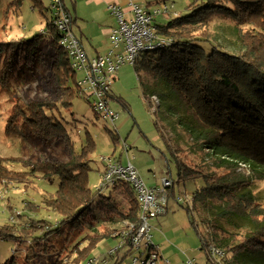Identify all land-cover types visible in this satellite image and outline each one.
<instances>
[{"label":"trees","instance_id":"trees-1","mask_svg":"<svg viewBox=\"0 0 264 264\" xmlns=\"http://www.w3.org/2000/svg\"><path fill=\"white\" fill-rule=\"evenodd\" d=\"M33 2L42 3L41 0ZM63 3L69 12L65 0ZM188 9V13L166 23H155L157 32L171 42L141 54L135 69L138 75L144 74V94L152 97L160 91L168 98L175 96L187 107L192 137L200 152H206L213 159L209 169L196 168L182 159L179 148L170 149L178 164V182L197 178L204 181L192 195L193 207H187L201 248L208 253L213 242L225 248L226 255L233 256L226 264L246 257L264 264L260 261L264 262V201L254 192L252 180L238 171L245 164L255 175L264 174V0H193ZM216 17L230 19L237 26L238 54L211 37L209 29ZM46 26L53 34L55 48L47 58H41L40 54L42 33L0 39V85L10 103L5 125L8 132L17 129L19 135L24 134L23 141L27 139L25 134L65 140L68 160H42L31 168L42 171L46 177H59L58 188L42 201L61 219L50 228L40 224V221L48 223L45 219L31 226L46 229L42 238V232L34 233V241L47 240L50 235L62 257H69V264H81L103 238L120 235L130 223L139 222V203L134 187L129 182L118 181L108 194L98 193L96 208L103 215L100 218L94 215L92 205L96 193L88 186L91 170L88 157L96 143L89 137L88 145L76 152L58 117L61 109L71 107L79 88L70 86L75 70L68 52L58 47L60 33L52 19L47 20ZM27 77L46 79V84L41 86L44 95L15 96L16 87ZM118 140L115 135L114 142ZM4 160L0 156V178L22 180L29 173L8 168ZM174 184L169 188V195L174 192ZM194 206L198 210L200 206L207 210L215 207L219 210L218 219H226L239 230L244 227L245 233L228 231L216 220L212 232L205 235L191 216ZM32 227L0 226V238L31 237ZM62 261L54 264H63ZM0 264L18 263L10 257Z\"/></svg>","mask_w":264,"mask_h":264},{"label":"rangeland","instance_id":"rangeland-1","mask_svg":"<svg viewBox=\"0 0 264 264\" xmlns=\"http://www.w3.org/2000/svg\"><path fill=\"white\" fill-rule=\"evenodd\" d=\"M41 1L40 5H35L33 0H0V39L33 37L42 33L40 54L41 58H47L55 50L52 46L53 34L46 26L47 20L54 17V11L51 8V0ZM192 2L193 0H165L158 3L157 0H143L141 6L155 8L167 4L170 11L155 17L157 23H166L177 15L188 13V6ZM65 4L74 13L72 1L65 0ZM107 14L114 17L109 12ZM95 24V21L85 22L83 19H78V24L75 22L73 24L76 34L81 35V30L86 33L83 38L84 46L90 55H94L91 54L92 45H97L93 41V36L87 38L91 36L87 32L94 34L95 38L100 40L99 31H104L100 24L98 28ZM209 30L216 43L238 54L239 32L234 22L216 17ZM143 53L145 52L141 54ZM116 73L111 85L110 101L113 111L119 113L115 122L106 120L94 110L89 102L93 100L89 92L77 91L71 107L58 112V117L76 152H80L83 146L88 145L89 137L96 143L88 157L91 160L88 186L96 193L92 205L94 215L99 218L103 215L96 208L99 198L97 187L102 183L108 159L124 164L130 161L148 186L158 187L163 178L170 177L175 184L174 192L168 197L167 210L150 219V234L154 243L158 245L157 264H166L167 261L170 264H187L189 259H194L197 264H214L208 253L201 248L200 237L190 224L191 219L187 211V207H193V203L187 202V198L204 185V181L202 178H197L178 182V164L170 151L179 148L178 152L182 159L196 168L204 166L209 169L213 161L206 152H200L192 137L187 107L175 96L168 98L160 91L155 95L157 99L160 98L157 105L148 93L144 94L142 82L145 81V77L141 72L138 75L134 64L125 63ZM83 77L82 71H75L70 86L77 89V84ZM42 84H46V79L31 80L27 77L16 87L14 94L26 98L42 96L44 95ZM49 90L53 96L52 88L49 87ZM6 97V91L0 85V156L5 158L3 163L8 168L29 173H26V177L22 180L0 178V226L10 224L21 229L24 226L32 227L31 224L36 225L38 220L45 219L48 223L40 221V224L48 228L54 227L61 216L48 209L42 200L44 196L58 188L60 179L58 176L46 177L42 171L31 168L42 160H68L70 157L68 148L63 138L46 139L25 134L27 139L23 141L24 134L19 135L17 129L8 132L5 118L9 114L10 103ZM115 135H118L119 140L114 142ZM212 169L216 168L212 167ZM238 171L243 173L245 178L249 177L252 180L254 192L264 201V174L255 175L252 168L245 164L240 165ZM109 191L110 185L106 186L102 193L108 194ZM180 197L184 200H179ZM198 208L194 206L191 216L197 220L198 229L205 235L212 232V224L216 223V220L228 231L239 230L231 226L226 219H218L216 212L218 213L219 210L215 207L208 210L203 206H200L201 210ZM31 229H33V232H30L31 237L0 238V262L13 257L18 264H54L58 260H63V264H69V257H62V252L52 243L53 238L50 235L46 237L47 240L41 239L44 237L45 228ZM239 231L241 234L245 233L244 227ZM34 233L40 234L41 238L34 241ZM122 240L121 235L103 238L92 248L81 264H143L142 260L146 254L141 255V253L144 247L138 249L126 243L117 249ZM70 257L72 258L73 255ZM135 258H138L137 262L134 261ZM232 258V254L228 253L222 263L226 264V260ZM233 261L234 264H260L258 260L248 257Z\"/></svg>","mask_w":264,"mask_h":264},{"label":"built area","instance_id":"built-area-1","mask_svg":"<svg viewBox=\"0 0 264 264\" xmlns=\"http://www.w3.org/2000/svg\"><path fill=\"white\" fill-rule=\"evenodd\" d=\"M133 16L125 17L122 7L118 4H110L111 14L117 17L118 25L112 27L109 32L110 50L98 56H89L81 39L74 33V18L64 8L63 0H51V8L54 11L52 21L60 33L58 47L68 52L71 66L75 71H82L84 77L78 82L81 93L89 92L93 97L91 102L94 110L106 120L115 122L119 113L113 111L110 106L111 85L116 78V72L125 63L135 64L142 52L153 51L170 44L171 40L157 32L155 17L168 13L169 6L150 8L141 6L131 1ZM154 102L159 105V99L152 96ZM118 181L129 182L136 192L139 203V222L130 223L121 232L123 240L117 249L126 243L140 249L144 247L141 255L146 254L143 264H157L159 254L158 245L152 239L150 219L157 217L167 210L169 188L173 186L174 180L170 177L162 179L158 187L148 186L141 177L138 169L129 161L127 164L108 159L103 180L97 193H102L104 188L112 186ZM179 200H184L180 197ZM187 202L193 203V196L187 198ZM225 249L211 244L207 251L211 260L216 264H223L226 257ZM135 262L138 258L134 259ZM166 264H170L169 261ZM187 264H197L189 259Z\"/></svg>","mask_w":264,"mask_h":264},{"label":"crops","instance_id":"crops-1","mask_svg":"<svg viewBox=\"0 0 264 264\" xmlns=\"http://www.w3.org/2000/svg\"><path fill=\"white\" fill-rule=\"evenodd\" d=\"M74 6V13L70 11L71 15L74 18V22L78 24V19H83L85 22H90V21H95L96 28H98V24H100L103 28L104 31L100 32L99 31V36L101 39H96L94 34H90L91 36H88L87 38H92L93 36V41L97 45H92L93 49L91 50L90 55L88 52L89 56H98V54H105L110 50V40H109V32L112 27H115L118 25L117 17L115 15L111 14L109 10V5L110 4H118L122 7V10L124 12V16L127 17H132L133 16V10L132 6L130 5L131 1L138 3L142 5L143 0H71ZM110 13L112 16L108 15L107 13ZM108 15V16H107ZM82 28V27H81ZM86 30V28H83ZM75 33V32H74ZM76 34V33H75ZM80 39L81 42L84 44L83 38L85 37L86 33L82 32L81 30V35L76 34ZM85 50H86V46ZM87 51V50H86ZM152 187V186H151ZM156 187V186H155Z\"/></svg>","mask_w":264,"mask_h":264}]
</instances>
